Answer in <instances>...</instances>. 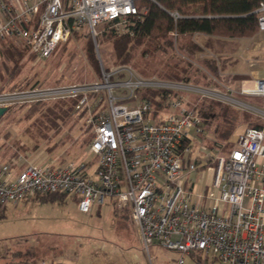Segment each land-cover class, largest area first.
Instances as JSON below:
<instances>
[{"label": "built area", "instance_id": "1", "mask_svg": "<svg viewBox=\"0 0 264 264\" xmlns=\"http://www.w3.org/2000/svg\"><path fill=\"white\" fill-rule=\"evenodd\" d=\"M139 1L0 0V43L23 41L37 62L83 29L95 38L103 23L118 27L131 17L141 18L147 8ZM257 11L264 30V1ZM171 14L176 22L182 16L177 10ZM171 33L177 39V29ZM214 78L220 86L145 75L127 63L106 69L101 62L100 77L93 80L0 90V106L7 107L79 98L76 109L87 110L92 132L88 149L93 153L88 160L69 158L60 164L44 157L20 169L17 157L0 161L1 206L66 192L78 197L80 210L89 212L94 203L110 198L128 209L152 264L156 245L181 252L177 263L198 250L221 264H264V122L241 131L227 154L215 152L206 143L213 137L199 101L191 97L218 99L264 121V78L244 81L239 90L231 88L233 77L226 73ZM143 88L178 94H169L158 108L139 95ZM236 91L262 96L263 105L233 95ZM193 140L205 157L193 155ZM206 170L204 180L200 173ZM33 264L66 263L40 258Z\"/></svg>", "mask_w": 264, "mask_h": 264}, {"label": "rangeland", "instance_id": "2", "mask_svg": "<svg viewBox=\"0 0 264 264\" xmlns=\"http://www.w3.org/2000/svg\"><path fill=\"white\" fill-rule=\"evenodd\" d=\"M144 7L147 8L146 5ZM122 27L123 25H118L120 30ZM105 28L106 23L101 24L98 27V34L95 38L87 29L71 35L65 42L69 43L68 48L73 50V52L67 51L58 67L54 64L58 54L53 58L37 62L35 58L30 60V57H28L29 60L25 70L20 76V84L16 87L49 84L57 78H62L65 81L64 83L99 78L101 62L109 66L115 64L113 62L111 44L99 42L97 38ZM87 34H90L93 39L99 66L93 63L87 53V40H85ZM204 34L200 32L194 34L195 40L203 44V50L199 51L194 58L193 62L195 65L201 66L200 62L204 57H213L219 63V68H217L219 73L226 70H235L237 72L247 70L246 72H249L251 68L256 70L264 68V31H259L255 36V39H262L263 46H260L254 52L251 50L245 52L241 47L235 49L236 41L244 38L238 37L235 40L233 37L230 39L231 37ZM3 42L6 44L13 43L25 48L28 54H31L28 47H25L26 45L21 40L14 41L9 39L1 43ZM232 51L235 54L226 59L228 57L226 53ZM208 52H212L214 56ZM248 58L251 59L252 64L247 61ZM134 66L144 73L142 64ZM26 81H29V83L26 86H21ZM213 88L222 92L217 87ZM231 88L234 90H239L240 88L235 84L234 78L231 80ZM225 95H228V92ZM233 95L252 104L263 105L262 96H244L237 91ZM192 97L195 96L192 95ZM192 99L195 100L194 98ZM43 102L36 103L40 105ZM30 108L31 105L29 104L15 105L12 110H8L4 116L0 117L1 159L5 158L3 160H7L13 157L10 155L9 150L12 149V145H15L17 141L33 145L36 143L34 136L30 135L33 127H28L31 125V121L38 114L40 115L41 111L27 119L26 114ZM76 110V113L79 114L82 109ZM86 116V114H83L72 129L64 125L62 131L55 135L51 142H47L45 139L39 140L41 142L39 146L48 149L56 142L57 146L55 144L52 149L58 148L61 139L70 131V137L57 151L62 152L65 157L70 159L84 158L88 160L92 158L93 153L88 149L89 142L84 140L92 134L90 127L86 123ZM245 127V123H241L238 126L233 135L234 142ZM191 146L193 155L198 154L201 157H205L204 151H200L201 144L197 140H193ZM208 147L211 148L209 145ZM230 149V147H227L214 151L227 154ZM94 165L95 163H93L92 170ZM207 172L208 170L200 173L203 175L204 180H206ZM200 187L201 184L198 183L197 190ZM108 199L107 202L109 201ZM97 205L95 204L91 211L84 212L80 210L79 203L73 198V194L69 193L63 201L43 202L30 200L26 204V201L20 200L9 203L4 209L0 207V264L15 259L14 252L25 250L27 246L32 248L34 256L37 258L33 263L40 258H47L53 262H66V264H152L147 253L142 248L136 226L131 220L121 216V213L125 212V210L118 208V213H116L115 209L117 206L113 203H103L99 208ZM154 252L156 256L154 264H221L219 260L213 261L211 255L206 258L199 251L194 255L185 253L182 263H177L181 256V252L177 250L156 245ZM201 254L202 261L199 260Z\"/></svg>", "mask_w": 264, "mask_h": 264}, {"label": "trees", "instance_id": "3", "mask_svg": "<svg viewBox=\"0 0 264 264\" xmlns=\"http://www.w3.org/2000/svg\"><path fill=\"white\" fill-rule=\"evenodd\" d=\"M262 1L264 0H140L141 5L147 7V11L141 18H129L121 30L112 22H107L106 28L97 38L99 42L111 44L115 64L127 63L133 66L142 64L145 75H158L167 79L205 86H220L214 78L219 74L218 61L215 58L204 57L200 62L201 66L194 64L195 56L203 50V46L195 40L194 34L200 32L231 38L254 35L260 29L257 8ZM174 10L182 15L177 22L171 14V11ZM175 28L179 33L177 39L171 33ZM85 40H87L88 55L93 63L99 66L91 35L87 34ZM176 40H178L177 44ZM68 44V42H63L58 45L52 55L46 59L53 58L58 54L54 61L55 66L58 67L64 54L67 51L73 52L68 48ZM0 45L2 56L0 60V79L2 81L0 90L12 89L20 84V76L25 70L28 57L30 60L34 59L35 54H28L27 49L13 43L3 42ZM25 57L27 59L24 60ZM109 67V65H105L106 69ZM64 82L62 78H57L49 84ZM28 83L29 81L23 82L21 86H26ZM169 94L174 96L178 92L168 89L143 88L139 90V95L151 98L158 108L162 107L164 99ZM158 95L161 99H158ZM193 96L195 97L191 95L192 98L199 101V112L204 120L205 128L213 137L212 140L207 141L213 151L227 147L232 148L235 144L234 132L241 123H245L246 127L263 125V119L247 110L218 99L208 97L199 99L198 95ZM78 101L79 98L73 97L44 101L40 105L38 103L29 104L31 108L27 111V119L41 111L40 115L38 114L28 127H33L31 135L36 139V148L41 143L39 140L45 139L47 142H51L53 137L62 131L64 125L72 129L83 114H87L86 109L81 110L79 114L76 113ZM13 107L15 105L9 106L6 112L12 110ZM69 132L61 139L59 145L67 141L70 137ZM91 139L92 134L84 140L90 142ZM54 145L57 146V143L55 142L52 146ZM68 194L66 192H50L38 194L32 198L43 201H63ZM0 207L2 208L1 204ZM118 208L120 207L117 206ZM197 252L198 250H195L190 254L194 255ZM14 256L15 259L4 264H33V261L37 259L29 246L25 250L15 251ZM199 260L202 261V254Z\"/></svg>", "mask_w": 264, "mask_h": 264}, {"label": "crops", "instance_id": "4", "mask_svg": "<svg viewBox=\"0 0 264 264\" xmlns=\"http://www.w3.org/2000/svg\"><path fill=\"white\" fill-rule=\"evenodd\" d=\"M264 31L263 29H259L258 30V32L259 31ZM257 32V33H258ZM256 33V34H257ZM256 34H254V35H251V36H243V37H240V38H244L243 40L241 39H238V41H236V43H237V45H236V47H235V49H237V48H242V49H244L245 50V52L246 51H248V50H251V51H255V50H258V48L260 47V46H263V43H262V39H255V36H256ZM204 35H209V34H204ZM238 37H233V39H237ZM250 38H252V39H250ZM230 39H232V38H230ZM201 44V43H200ZM201 45H203V44H201ZM206 50H207V48H206ZM208 51V50H207ZM227 55H228V57H226V59H228L229 58V56H232V55H234L235 53H234V51H232V52H227L226 53ZM247 61L250 63V64H252V61H251V59H247ZM219 64V63H218ZM247 70H244V71H239V72H237V71H232V70H226V71H221L222 73H226L228 76H232L233 78H234V82H235V84H237L239 87L241 86V84L244 82V81H246L248 84L250 83V84H252L253 82H254V80L256 79V78H264V68H262V69H255V68H251V70H249V72H246ZM220 72V73H221ZM1 83H2V81H1V79H0V85H1ZM31 135V134H30ZM32 136V135H31ZM15 144V143H14ZM22 145H24V146H22ZM35 145H36V143H34V145L33 144H28L27 142H19V141H17V143L15 144V145H12V149L11 150H9V153H10V155L11 156H13V157H17V161H18V169H20V167H23V166H25L26 164H29V163H31V162H38L39 160H41L42 158H44V157H49V158H51V159H54L55 160V162H56V164H60L61 162H63V161H65V160H67V159H69V158H67V157H65L64 156V154L62 153V152H58L57 151V149L61 146H59L58 148H54V149H52V148H45V147H35ZM62 146H63V144H62ZM8 152V151H7ZM14 152H16V153H14ZM2 152H0V156H2V154H1ZM3 159H5V158H3ZM3 159H1L0 158V161H3ZM73 198H75L77 201H78V203H79V200H78V197L77 196H75V195H73ZM24 201H26V204L27 203H29V201L30 200H36V201H39L40 199H36V198H25V199H23ZM109 201L107 202V199L105 200V202L104 203H113L115 206H117L114 202H113V199H108ZM40 201H43V200H40ZM43 202H55V201H43ZM9 203H11V202H9ZM9 203H7L5 206H2V208L3 207H5L6 208V206L9 204ZM97 205V207L99 208L103 203H94L93 205H92V208H93V206L94 205ZM116 209H117V207H116ZM115 209V211H116V213H118V209L116 210ZM122 209H124V208H122ZM92 210V209H91ZM125 210V212H123V213H121V216L123 217V218H127V219H129V220H131L132 221V219H131V217H130V213H129V211H128V209H124ZM129 214V215H128ZM118 215V214H117ZM120 216V215H119ZM125 220V219H124ZM133 222V221H132ZM134 224V223H133ZM137 233H138V231H137ZM139 235V234H138ZM47 259V258H46ZM49 260V259H48ZM51 261V260H50ZM66 263V262H65Z\"/></svg>", "mask_w": 264, "mask_h": 264}, {"label": "water", "instance_id": "5", "mask_svg": "<svg viewBox=\"0 0 264 264\" xmlns=\"http://www.w3.org/2000/svg\"><path fill=\"white\" fill-rule=\"evenodd\" d=\"M7 109V106H0V117L6 112Z\"/></svg>", "mask_w": 264, "mask_h": 264}]
</instances>
